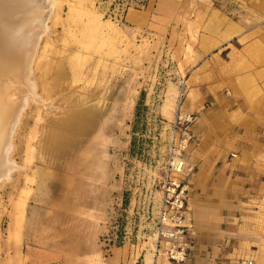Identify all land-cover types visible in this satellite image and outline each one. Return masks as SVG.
<instances>
[{"label":"rangeland","instance_id":"obj_1","mask_svg":"<svg viewBox=\"0 0 264 264\" xmlns=\"http://www.w3.org/2000/svg\"><path fill=\"white\" fill-rule=\"evenodd\" d=\"M53 1L34 66L39 92L50 82L51 106L31 102L14 135L11 156L21 167L0 183V264H83L95 252L104 264H142L146 249L134 259L135 249L155 241L181 83L182 105L187 91L182 49L171 35L127 20L132 9L149 14L156 0ZM258 1L214 4L252 24L264 22L252 10ZM76 109H90L92 124L55 152L48 129ZM248 216L233 247L264 264V195Z\"/></svg>","mask_w":264,"mask_h":264},{"label":"crops","instance_id":"obj_2","mask_svg":"<svg viewBox=\"0 0 264 264\" xmlns=\"http://www.w3.org/2000/svg\"><path fill=\"white\" fill-rule=\"evenodd\" d=\"M214 1L156 0L149 14H126L129 23L169 34L173 47L182 49V107L195 117L185 163L191 168L192 244L183 264H236L252 257L239 255L233 236L264 195V22L236 19ZM252 10L255 19H264V0ZM180 25L184 30L177 33ZM161 258L157 264H171ZM83 264L104 263L95 252Z\"/></svg>","mask_w":264,"mask_h":264},{"label":"bare ground","instance_id":"obj_3","mask_svg":"<svg viewBox=\"0 0 264 264\" xmlns=\"http://www.w3.org/2000/svg\"><path fill=\"white\" fill-rule=\"evenodd\" d=\"M53 4V0H0V183L10 179L11 173L21 167L11 153L15 147L14 135L25 110L31 102L51 106L50 82L43 84L45 95L39 92L34 66L40 40L49 29L47 22ZM71 72L74 77L82 74L73 62ZM93 117L90 109L71 110L63 119L51 124L47 146L58 153L66 150L75 135L92 124ZM152 242L153 236H150L148 241L140 243L133 258L146 249L143 264H153Z\"/></svg>","mask_w":264,"mask_h":264},{"label":"built area","instance_id":"obj_4","mask_svg":"<svg viewBox=\"0 0 264 264\" xmlns=\"http://www.w3.org/2000/svg\"><path fill=\"white\" fill-rule=\"evenodd\" d=\"M184 82L180 84L176 108L170 125L162 186L154 220L153 264L162 256L171 264H183L190 251L192 235L188 225V184L191 168L186 167V156L193 140L192 113L182 110ZM235 157V154L231 155ZM236 264H254L250 258Z\"/></svg>","mask_w":264,"mask_h":264}]
</instances>
